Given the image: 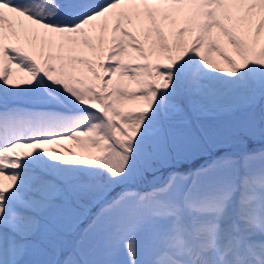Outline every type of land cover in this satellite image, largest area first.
Returning <instances> with one entry per match:
<instances>
[{
  "label": "snow or ice",
  "instance_id": "snow-or-ice-1",
  "mask_svg": "<svg viewBox=\"0 0 264 264\" xmlns=\"http://www.w3.org/2000/svg\"><path fill=\"white\" fill-rule=\"evenodd\" d=\"M0 264H264V0H0Z\"/></svg>",
  "mask_w": 264,
  "mask_h": 264
}]
</instances>
